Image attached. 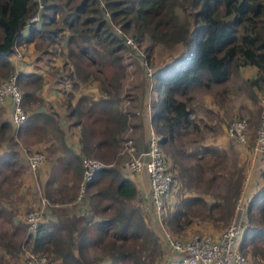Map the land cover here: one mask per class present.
<instances>
[{"label": "trees", "instance_id": "1", "mask_svg": "<svg viewBox=\"0 0 264 264\" xmlns=\"http://www.w3.org/2000/svg\"><path fill=\"white\" fill-rule=\"evenodd\" d=\"M41 2L37 21L30 23L28 20L36 11V0H0V77L6 79L15 73L20 105L26 112L16 127L19 132L26 128L27 122L35 121L41 126L50 120L54 122V130L62 136L59 137L61 162L69 169L74 181L69 193L59 186L60 191L55 190V193L60 192L57 198L72 199L73 188L82 175L80 157H96L99 149L105 147L114 150L119 143L120 132L128 123L127 112L118 108L120 97L116 82L123 74L118 72L123 67L126 46L110 26V22L117 23L122 31L135 38L144 52L151 48L149 45L142 47L144 40L152 45H179L176 55L163 66L153 69L151 79L146 78L151 85L148 95L150 125L159 136L157 142L164 162L162 146H169L172 166L177 168L176 175L170 173V186L173 178H178L186 191L194 192V195L182 197L172 209L164 208L162 221L171 231H180L190 221L189 211L198 204L210 212L216 209L218 218L228 220L233 215L237 197L242 193L246 221L239 252L246 259L247 245L259 249L261 245L258 246V242H264V160L256 170V188L252 185L242 192V167L236 170L227 166L223 168L224 154L221 155L215 146L199 140L193 139L201 143L187 150L189 140L185 136L199 129L190 105L194 87L209 88L224 82L232 67L253 66L254 75L245 81L252 90L261 89L262 92L264 0H102L103 6L99 0ZM178 8L186 12V16L179 17ZM103 9L108 11L109 19L104 16ZM27 43H31L38 56L46 58V61L52 55L63 60L61 68L50 66L51 71L54 70L51 74L63 82L60 86L65 104L63 128L58 126L56 113L52 110L49 115L45 113L40 98L34 94L41 87L43 78L33 73H17L8 61L15 46L20 49V45ZM20 53L22 55L23 52ZM72 56L100 66L105 63L113 69L107 82L100 87V96L92 99L87 108V112L104 116L100 137L96 136L93 122L86 124L82 121L85 111L80 106L81 97L72 102L73 95L66 87V84L74 85L72 82L77 81L76 77L86 78V74H79L76 66L75 71L69 68L67 59ZM142 101L145 104L146 98ZM129 123L134 126V122ZM120 124L124 126L122 130H119ZM141 124L139 116L137 125ZM70 128H73L71 133L68 131ZM66 131L75 134L78 153L63 138ZM9 135V123L1 121L0 137ZM203 158H206L204 162ZM6 161L8 164L11 162L9 158ZM216 168L225 172L223 192L214 193L216 199L208 203L202 195L212 192ZM50 176L44 183L47 187ZM104 177L107 181L98 185ZM46 190L45 195L49 197ZM85 191L90 201L91 216H62L55 221L36 224L34 232L26 235L31 251H44L50 264H99V258L95 255L90 257L88 253L89 246L99 244L107 264H155L160 254V243L156 232L146 224L141 214L142 204L140 210L133 203L138 194L136 173L128 171L123 163L120 168L102 165L87 181ZM10 238L6 232L0 233V264H6L1 261L2 255L11 254L15 247ZM164 249L167 250L165 264H181L178 257H169L172 252L166 247ZM259 253L264 260L263 250Z\"/></svg>", "mask_w": 264, "mask_h": 264}, {"label": "rangeland", "instance_id": "2", "mask_svg": "<svg viewBox=\"0 0 264 264\" xmlns=\"http://www.w3.org/2000/svg\"><path fill=\"white\" fill-rule=\"evenodd\" d=\"M176 12L179 17H184L187 14L179 8ZM142 43L143 44L141 45L143 48L144 45H149V48L151 47L149 51H142L140 46L139 49L141 54L137 55L127 47L123 50V67L120 72H118L123 74L119 75L116 82V88L118 91L117 94L120 97L118 108L127 112L128 123L124 129V126L120 124L119 130H123L118 136L119 143L114 150L109 147L99 149L96 153L98 157L89 156L90 158L98 160L103 165H117V167L120 168L121 164L129 156V152L131 155H136L142 150L143 126L137 125V122L140 114L146 115L147 119L149 117L147 111L145 110L146 103L144 104V101H142L144 97H148L149 90L151 89V85H149L148 82L149 79L147 80V76L145 75L146 68H149L151 73H153V69L163 66L165 62H168L174 55H176L179 47V45H152L146 40ZM29 49L30 48L28 47L26 52ZM22 56L23 55H20V57ZM67 64L69 68H72V71H75L76 66L80 75L86 74L85 79L76 77L77 81L72 82L74 85H68V89L71 96L75 95L76 98L81 97V102L79 101L81 103L80 106L83 108V111H85V114L82 115V121L86 124L93 122L96 136L100 137L101 129L104 127V116L102 113L87 112V108L89 107L92 99L100 96V87L104 82H107L108 78L113 73V69L105 63H102L100 66L98 64H91L86 59H78L73 56L67 59ZM245 79L247 78H245V75L240 69L232 67L229 71L228 78L224 82L213 84L209 88H204L202 86L194 87L195 90H193L194 88L192 89L194 96L190 105L194 110V119L198 122L199 129L198 131L191 132L185 136L189 140V143H187L186 146L187 150L194 148L201 142L207 145L215 146L220 151L219 153H221V155L224 154V158H222L223 168L227 166L231 167L230 169L236 170L237 168L242 167L244 177L252 167L250 165L252 159L251 150L260 119L257 94H259V91L261 90H252ZM2 80H4V78L0 77V82ZM91 88L95 89L93 90V93L89 92ZM140 98L141 101H139ZM40 102L41 106L45 108L44 111H46L49 115L51 113L50 107L46 105L45 102ZM23 112L26 113L25 110H23ZM198 115H200L199 118ZM240 117H243L247 123L246 140L243 144H235L227 137L225 131L228 124L232 120ZM129 121L134 122V126H131ZM39 122L42 123L40 119ZM41 126L34 127V130L32 129L27 133L26 131L16 132L13 139L17 141L18 145L16 147L18 150L11 149L10 151H6L4 156V158H8L13 150H17V152H15L16 154L10 157L12 158L11 164H6V159L0 163V233L6 232V234L9 235V238L11 237L10 239L13 241L15 246L13 247L11 254L2 255V263H25V256L31 250L30 242L26 237L29 229L27 230L25 225L26 223L24 224L27 212L32 210L38 211L37 224L51 220L55 221L58 218L60 219L62 216H81L82 214H84L82 216L86 218L91 216L89 210L90 201L87 192L84 190L83 194L80 193V198H76L79 194V182L76 187L73 188V197L71 200L63 201L65 203L61 205H53L47 199L45 193L47 191L46 189L49 187L43 185V181H45L48 177H46L47 175L42 167L45 164L49 165L50 163L62 165L59 161L58 152L60 150L62 151L59 143V137L62 138V136L54 130V122L50 120L44 122ZM147 127L148 125L145 126V129H147ZM70 133H68L69 136H71ZM27 137H31L33 144L25 146L27 145ZM43 137L44 141H41V138ZM72 137L75 138V136ZM156 137L158 141L159 136L156 135ZM193 139L201 142H194ZM49 140L51 141L47 145L46 142ZM2 143L9 147L8 145L10 143L8 142V138L6 139L5 136L2 137ZM174 143L178 144L177 141ZM129 144L130 148H126L125 145ZM21 145L25 146L23 151H21ZM183 145H186V143ZM169 151V146H162L165 166L169 169V173L176 175L177 168L172 166L173 163L169 156ZM31 152H38L42 156V162L36 169H30V166L26 161L27 155ZM205 159L206 158H203L202 162H204ZM189 161L191 162L192 160ZM216 169V176L214 177L211 187V191L213 193H204L202 195L208 203L211 199H216L214 193L223 192V177L225 172L220 168ZM143 175L146 177L145 171H143ZM72 178L73 177L70 176V171L66 169L62 177V182L59 184L60 187L68 193L69 188L72 186L74 181ZM106 181L107 177H104L99 180L98 185H103ZM190 195H194V192L186 191L182 182H180L178 178H173L170 188L164 195V208L168 207V210L172 209L175 204L182 199V197ZM133 203L137 204L141 210V204L143 203L142 191L139 189L137 197ZM141 211L146 224L154 229L160 243V254L156 257L155 264H165V255L167 250L163 247L162 239L160 237L161 233L154 228L149 212H146L144 209ZM92 216L95 217L96 215L93 214ZM188 216L190 221L185 224L180 231H171L163 221L162 225L165 231L171 236L186 239L195 234H206L211 236L212 234L217 235L224 229L231 219H220L218 218V212L216 209H213L210 212L206 209V207L199 204L194 205L191 208ZM258 246L260 247L257 250L252 245L246 246V259L249 264L252 263V260L254 262L256 261L258 264H264V260H261L262 256L259 253L261 250L264 252V242L259 241ZM39 252L40 251H38V253ZM40 253L45 252L43 251ZM88 253L90 257L93 255L97 256L100 260L99 264H107L99 244L89 246ZM167 255L169 256V253ZM47 257L49 256L47 255ZM169 257H173L171 253Z\"/></svg>", "mask_w": 264, "mask_h": 264}, {"label": "built area", "instance_id": "3", "mask_svg": "<svg viewBox=\"0 0 264 264\" xmlns=\"http://www.w3.org/2000/svg\"><path fill=\"white\" fill-rule=\"evenodd\" d=\"M99 4L103 6L102 0ZM42 9L41 0H36V11L29 18L28 22H36ZM103 14L109 19L106 9ZM110 26L114 33L122 38L123 44L136 55L141 54L139 46L134 37L122 31L118 24L110 22ZM20 49L14 47L13 55L19 57ZM145 75L150 78L152 76L149 68H146ZM260 104V119L254 136V144L252 153L254 157L259 159V163L253 162L250 170L256 166H260L264 160V87L262 92L258 94ZM9 99L8 102L5 100ZM149 97H146L145 110L149 115ZM0 104L7 105L10 122L17 126L25 118V113L20 105V92L17 89L15 81V73L9 75L0 82ZM149 119V117H148ZM247 123L243 117L232 120L227 128V137L235 144H243L246 140ZM130 148L129 145H125ZM27 163L30 169H36L42 162V156L38 152H31L27 155ZM80 163L82 166V175L78 184L79 194L76 198H80L83 194L87 181L91 178L94 171L103 164L96 159L88 156H81ZM123 165L130 172L139 174L143 171L146 173L147 189L142 191V207L149 212L150 217L154 220L156 229L160 231V237L164 246L172 253L176 254L181 264H248L246 259L239 252V243L244 231L246 221V207L244 197L241 193L237 197L233 216L228 224L217 235L211 236L206 234H195L186 239L176 238L165 231L162 225V216L164 205L162 201L163 195L168 191L171 183V175L165 166L162 153L160 151L156 133L150 125L147 127L145 144L142 150L136 154L129 156L124 160ZM248 180V175L243 178V182ZM25 223L29 232H34L38 211L32 210L25 215ZM24 264H50L49 258L43 253L29 251L25 256Z\"/></svg>", "mask_w": 264, "mask_h": 264}, {"label": "crops", "instance_id": "4", "mask_svg": "<svg viewBox=\"0 0 264 264\" xmlns=\"http://www.w3.org/2000/svg\"><path fill=\"white\" fill-rule=\"evenodd\" d=\"M30 48L29 50L26 49ZM21 52L22 53V57H17L15 55H10L8 57V61L9 63L12 65L13 71H16L17 73L22 72V73H33L36 75H40L43 78V82L41 87L36 90L34 92V94L36 96H38L39 98H41L40 100L45 102L52 111H54L57 115V121H58V126L60 128H63V122H62V118L64 116V112H65V104H64V96L63 93L60 91V86L63 82H60V80L58 79V76L55 74H50L51 72V68L50 66H58L61 68L62 66V61L61 57H56L53 56L50 57L48 59V61H46V58H42L39 57L37 52L35 51V49L33 48L31 43H27V44H23L19 46ZM25 49V50H24ZM55 55V54H54ZM238 69H240L242 71V73L245 75V78H250L252 77V75H254L255 73V67L253 66H245V67H239ZM66 87L68 89V84H66ZM92 89V90H91ZM89 90V92L93 93V90H95L94 88H91ZM195 90V88L193 89ZM193 90L191 91V95L194 96V92ZM77 96V95H76ZM75 95H73L72 98V102H75ZM209 108V107H208ZM9 110L7 106H2L0 104V122L1 121H6L7 123H9L10 125V135L8 137H6V139L8 138V142L10 143L8 146L11 147H7L6 145H4L2 143V138L0 137V163L2 161H5L4 159H12L10 158L12 155L16 154L15 152H17L18 148L16 147L17 141L14 138V135L16 134V132L18 133L17 128L10 122L9 120V116H8ZM45 113H47L45 111ZM141 118V126H143V138H142V148L144 147L145 144V138H146V133H147V129H145V126L149 125L148 123V119L146 117V115L140 114L139 115ZM200 117V115H198V118ZM40 124H38V122H27L26 123V128L23 129V131L30 132V130H34V127L39 126ZM75 128L77 129V127L75 126ZM69 132L73 131V128H70L68 130ZM68 131H66L63 134V138H65V140L69 143V145H71L72 149L78 153L79 152V144L75 143V138L72 136H75L74 133L71 134V136L68 135ZM22 132V131H20ZM75 132V131H74ZM30 134V133H29ZM30 139V141H29ZM43 138H41V141H44ZM15 141V142H14ZM51 140L47 141L46 144L48 145L50 143ZM26 143L28 146L30 144H33V140L31 139V137H27L26 139ZM67 143V144H68ZM15 146V147H13ZM25 146H22L20 148H22L21 151L24 150ZM7 147V148H6ZM11 149H17V150H13L12 153H10V156L8 158H4L5 156V152L6 151H10ZM59 152V161L61 162V158H62V151H58ZM251 163L253 164V162L255 163H259V159L257 157H254V154L252 153L251 150ZM6 164L7 161H6ZM11 164V162H10ZM9 164V165H10ZM59 164V163H58ZM44 172L46 173V177H48L49 175H51V179L48 185V195L49 197H47V199L49 200V202L53 205L56 204H63L66 200H61L60 198L58 199L57 196H59L60 192L55 193V190H59L60 191V183L62 182V177L64 174V171L66 169H68L67 167H65L63 164L62 165H55L54 163H50L49 165L45 164L43 167ZM69 170V169H68ZM256 170H257V166L252 169L249 170V172H247L246 174L248 175V180L246 182L242 183V192L245 189H250V187L252 185H255L254 187L256 188L257 184H255V175H256ZM136 180H137V188L140 191H144L145 189H147V179L146 177L143 175V172L136 174ZM45 183V181H43ZM44 185V184H43ZM253 187V188H254ZM152 224L154 226V228L156 229V225L154 224V220L150 217ZM75 234V233H74ZM212 236H215L212 234ZM171 255L174 257H178L176 254L171 253ZM178 259V258H177Z\"/></svg>", "mask_w": 264, "mask_h": 264}]
</instances>
